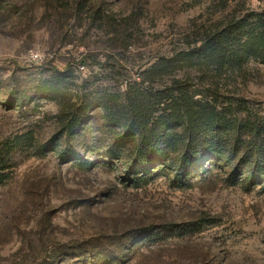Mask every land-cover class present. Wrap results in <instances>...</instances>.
Returning <instances> with one entry per match:
<instances>
[{
  "label": "rangeland",
  "instance_id": "obj_1",
  "mask_svg": "<svg viewBox=\"0 0 264 264\" xmlns=\"http://www.w3.org/2000/svg\"><path fill=\"white\" fill-rule=\"evenodd\" d=\"M261 13L264 0H0V264H264V187L233 175L244 125L264 127L263 63L179 73L241 134L226 143L237 158L184 186L169 166L132 168L137 136L108 156L124 129L106 110L160 58Z\"/></svg>",
  "mask_w": 264,
  "mask_h": 264
},
{
  "label": "trees",
  "instance_id": "obj_2",
  "mask_svg": "<svg viewBox=\"0 0 264 264\" xmlns=\"http://www.w3.org/2000/svg\"><path fill=\"white\" fill-rule=\"evenodd\" d=\"M253 59L264 64L263 13L250 14L231 23L209 36L199 47L160 58L143 71L140 81L129 84L124 92V105L115 100L106 103V110L111 113L114 125L124 129L111 146L108 156L120 158L118 151L121 147L132 141L133 135L137 136L138 157L132 168H137L146 176L152 174L149 167H162L163 170L169 166L181 183L180 186H184V180L189 176L204 170L202 166L205 160L222 162L227 157L237 158V148H241V144L236 140L227 148L226 143L233 141L235 134H241L236 130V125L232 127L226 121V108L220 109L210 101L196 98L180 79L179 73L193 69L206 72L205 69L211 66L242 70ZM155 85L161 89L153 92ZM51 92H56V89ZM53 96L56 95L53 93ZM113 113L117 118L113 117ZM80 124V116L71 119L70 133L78 131ZM244 126V130L252 133L248 135L249 149L244 152L246 160L242 156L233 167V175L242 177L246 188L250 190L259 184L264 187V150L259 142V132L264 127ZM21 139L34 140L32 135ZM203 142L210 144L204 154L202 149L197 150L203 146ZM222 144L227 149L223 150ZM46 147L41 146V152L46 151ZM172 147L180 149L173 150ZM69 152V149L61 151L63 160L74 157V153ZM11 153L12 149L7 152L9 156ZM173 153L176 155L173 156Z\"/></svg>",
  "mask_w": 264,
  "mask_h": 264
}]
</instances>
